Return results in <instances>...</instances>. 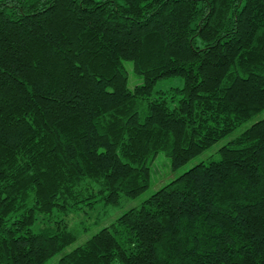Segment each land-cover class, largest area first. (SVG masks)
I'll use <instances>...</instances> for the list:
<instances>
[{
    "label": "trees",
    "instance_id": "obj_1",
    "mask_svg": "<svg viewBox=\"0 0 264 264\" xmlns=\"http://www.w3.org/2000/svg\"><path fill=\"white\" fill-rule=\"evenodd\" d=\"M263 109L264 0H0V264L46 263L70 213L141 195L159 152L176 169ZM218 153L57 264H264V118Z\"/></svg>",
    "mask_w": 264,
    "mask_h": 264
},
{
    "label": "rangeland",
    "instance_id": "obj_2",
    "mask_svg": "<svg viewBox=\"0 0 264 264\" xmlns=\"http://www.w3.org/2000/svg\"><path fill=\"white\" fill-rule=\"evenodd\" d=\"M11 2L12 0H5ZM124 65L128 71V84L133 87L135 84L142 82L140 75L133 71L131 61H124ZM182 78L179 76L164 77L157 80L155 90H167L170 87L182 86ZM264 118V109L242 123L230 134L216 141L208 149L194 156L189 161L176 169H172L170 159L162 152H159L150 164L151 183L150 186L139 196L135 198H122L119 205L110 206L103 202H97L92 206H83L81 209L70 213L67 217L70 228L77 234L74 242L66 246L60 253L49 259L44 264H57L58 258L70 251L77 245L83 243L88 237L98 231L101 227L108 225L114 221L125 210L140 205L147 197L173 178L181 175L199 162L207 163L209 160H217L219 158L218 149L231 138L239 135L252 123Z\"/></svg>",
    "mask_w": 264,
    "mask_h": 264
}]
</instances>
